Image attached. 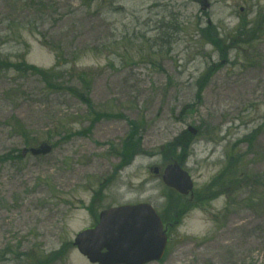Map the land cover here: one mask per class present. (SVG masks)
Here are the masks:
<instances>
[{
	"label": "rangeland",
	"instance_id": "rangeland-1",
	"mask_svg": "<svg viewBox=\"0 0 264 264\" xmlns=\"http://www.w3.org/2000/svg\"><path fill=\"white\" fill-rule=\"evenodd\" d=\"M185 133L193 203L151 172ZM142 203L152 264H264V0H0V264H90L75 237Z\"/></svg>",
	"mask_w": 264,
	"mask_h": 264
},
{
	"label": "water",
	"instance_id": "water-1",
	"mask_svg": "<svg viewBox=\"0 0 264 264\" xmlns=\"http://www.w3.org/2000/svg\"><path fill=\"white\" fill-rule=\"evenodd\" d=\"M190 131L197 133L192 128ZM30 152L33 156H46L52 148L43 143ZM155 173L159 170L155 169ZM163 181L182 195L193 190L189 174L177 164L165 170ZM74 245L93 264H149L163 259L168 236L152 206H124L104 211L98 226L79 234Z\"/></svg>",
	"mask_w": 264,
	"mask_h": 264
},
{
	"label": "trees",
	"instance_id": "trees-1",
	"mask_svg": "<svg viewBox=\"0 0 264 264\" xmlns=\"http://www.w3.org/2000/svg\"><path fill=\"white\" fill-rule=\"evenodd\" d=\"M210 40H212V42H214V39L211 38ZM218 40V38H217ZM58 68V65H56L55 69L50 71V72H47V73H44V72H41V75L44 77H54L55 76V70ZM85 74H82L81 76L83 77ZM201 95H199L198 97L200 98ZM188 137V138H186ZM193 137L190 136L188 133H185L182 137H180L177 141H175V143L173 144H170L169 145V149L173 151V156H169L170 159H175L177 161H180L182 162L186 157H187V152L190 148V145L192 144V139ZM132 139L129 140V143H126V144H130L132 143ZM131 145H135V144H131ZM135 152H131L130 150H128V152H126V158L125 159H128V157H130L131 155H133ZM189 155V154H188ZM3 160V158H2ZM128 163V162H127ZM225 175V179L228 180L227 182H232V184L234 185L236 182H243L245 181V177L241 176L238 174V172H234V174H230V175H227V174H224ZM174 218V217H173ZM166 221L168 222V220L166 219ZM51 255V254H50ZM54 256V255H51L50 257L47 258V262H49L50 258Z\"/></svg>",
	"mask_w": 264,
	"mask_h": 264
}]
</instances>
